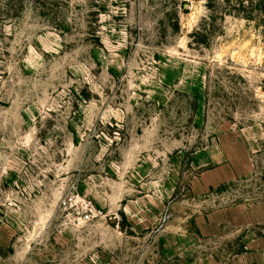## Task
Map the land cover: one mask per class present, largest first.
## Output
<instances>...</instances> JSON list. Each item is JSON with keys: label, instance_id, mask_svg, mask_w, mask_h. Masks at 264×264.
Returning a JSON list of instances; mask_svg holds the SVG:
<instances>
[{"label": "rangeland", "instance_id": "obj_1", "mask_svg": "<svg viewBox=\"0 0 264 264\" xmlns=\"http://www.w3.org/2000/svg\"><path fill=\"white\" fill-rule=\"evenodd\" d=\"M0 264H264V0H0Z\"/></svg>", "mask_w": 264, "mask_h": 264}, {"label": "built area", "instance_id": "obj_2", "mask_svg": "<svg viewBox=\"0 0 264 264\" xmlns=\"http://www.w3.org/2000/svg\"><path fill=\"white\" fill-rule=\"evenodd\" d=\"M85 219H86V220H89V219H90V217H89V216H85Z\"/></svg>", "mask_w": 264, "mask_h": 264}]
</instances>
